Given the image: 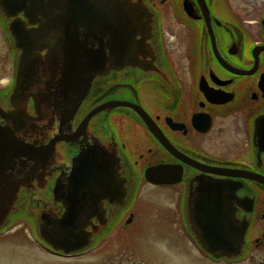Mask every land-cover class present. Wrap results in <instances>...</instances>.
Segmentation results:
<instances>
[{
	"label": "flooded vegetation",
	"instance_id": "1",
	"mask_svg": "<svg viewBox=\"0 0 264 264\" xmlns=\"http://www.w3.org/2000/svg\"><path fill=\"white\" fill-rule=\"evenodd\" d=\"M97 9L112 19L111 31L81 28L73 50L52 36L38 44L43 55L44 44L67 53L74 69L85 67L87 47L98 51L100 71L85 95H76L85 82L81 70L61 92L62 64L35 68L22 79L15 103L23 101L25 115H17L12 95L23 51L10 24L37 26L0 7V51L10 58V78L0 86V125L27 142L57 139L46 162L36 158L23 167L21 158L6 167L0 193L18 186L0 236L23 216L35 231L43 213L46 220L61 217L66 206L51 194L58 183L66 193H88L70 182L75 159L87 154L102 169V190L94 193L124 195L98 196V214L79 217L78 226L91 233L82 251L65 256L37 234L51 254L83 256L117 230L116 241L127 245L130 230L145 220L172 229L195 264H264V0H99ZM146 193H164L162 206L148 207ZM216 202L222 204L217 225L209 212ZM212 240L236 246L237 254L207 251Z\"/></svg>",
	"mask_w": 264,
	"mask_h": 264
},
{
	"label": "water",
	"instance_id": "2",
	"mask_svg": "<svg viewBox=\"0 0 264 264\" xmlns=\"http://www.w3.org/2000/svg\"><path fill=\"white\" fill-rule=\"evenodd\" d=\"M98 4L99 0H0V7L6 15L15 17L23 13L29 24L37 26L34 29H28L25 25L22 26L20 20L17 19L10 24L14 40L23 51L18 69L17 85L12 95L13 111L17 115H25L23 101L15 103L18 100V93L21 91L22 79L33 77L35 68L49 71L51 68L53 69L62 64L64 75L60 85L61 92L63 89L68 92V89L75 83V74H78L77 72L81 70L85 82L80 92L76 95H85L91 80L100 71L97 64H95L97 63L96 55L98 51L87 47L85 51L87 62L82 64L85 67L74 69L73 67L68 68L74 61L67 59V53L62 56L61 53L56 51L57 48L52 49L50 45L44 44L41 47V51L48 49L50 53L47 52L46 55H43L38 53V44L39 41H46L52 36L59 39L60 47H65L66 43L73 50L80 45L77 39L81 28H86L87 32L91 34L100 33L101 31H106V29L111 31L112 19L104 17L99 12L97 9ZM136 8H140L138 13H143V8L139 6H136ZM90 64L93 66L90 67ZM73 100L75 98L72 99L74 107L75 102ZM112 105L126 106L125 103L120 102H115ZM0 110L4 111L1 106ZM97 112H99V108L93 110L82 121L80 125L82 129L88 125L89 120ZM56 143L57 139L51 140L46 144H39L35 141L27 142L25 139L18 138L12 128L0 125V190L2 191L3 189L2 180L8 170L6 167H8L11 160L22 158L23 167L29 160H35L36 158L46 162ZM101 171V165L96 159L92 160L87 154L78 156L73 163V174L70 182L74 190H87L88 193H66L64 186L58 183L51 194L54 200L66 206V212L59 218L51 217V220H46L45 216L48 215L43 213L42 222L36 227V232L40 238L54 250L61 251L65 256L82 251L90 246L91 233L85 231L84 227H79L77 221L80 216L90 217L91 211H95V214H98L100 208L95 202L98 196L105 198V196L123 197L124 195V193H94L96 189L102 190ZM17 186H8V193H0V224L7 219L13 209L16 196V193L13 192L17 189ZM81 201L91 202L92 208L87 204L80 207ZM218 206L222 207V204L216 202L209 206V212L212 214L215 225L221 220ZM30 208L33 209V204L28 207L29 211ZM41 208H36L35 212H41ZM208 239L214 238L209 235ZM204 248L217 255H234L238 251L236 246L227 243L218 244L215 240L209 242Z\"/></svg>",
	"mask_w": 264,
	"mask_h": 264
},
{
	"label": "rangeland",
	"instance_id": "3",
	"mask_svg": "<svg viewBox=\"0 0 264 264\" xmlns=\"http://www.w3.org/2000/svg\"><path fill=\"white\" fill-rule=\"evenodd\" d=\"M10 58L0 51V86L9 77ZM164 193H146L144 200L160 208ZM141 220L128 233L127 245L114 236L83 256L64 258L47 251L37 241V232L28 218L17 219L0 236V264H195L185 255V246L174 239V231L161 224ZM191 251V247H187Z\"/></svg>",
	"mask_w": 264,
	"mask_h": 264
}]
</instances>
